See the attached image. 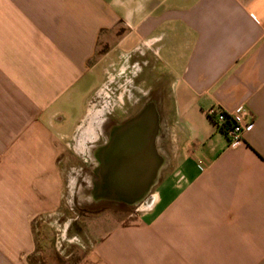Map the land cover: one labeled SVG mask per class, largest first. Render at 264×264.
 <instances>
[{
	"label": "crops",
	"instance_id": "crops-1",
	"mask_svg": "<svg viewBox=\"0 0 264 264\" xmlns=\"http://www.w3.org/2000/svg\"><path fill=\"white\" fill-rule=\"evenodd\" d=\"M147 107L161 166L127 218L86 226L93 264H264V0H0V264H36L73 159L98 167ZM237 107L232 147L208 111Z\"/></svg>",
	"mask_w": 264,
	"mask_h": 264
},
{
	"label": "water",
	"instance_id": "water-1",
	"mask_svg": "<svg viewBox=\"0 0 264 264\" xmlns=\"http://www.w3.org/2000/svg\"><path fill=\"white\" fill-rule=\"evenodd\" d=\"M157 134L158 117L151 107L119 127L111 141L116 145L107 149V159L96 169L95 188L100 197L128 205L144 198L161 166Z\"/></svg>",
	"mask_w": 264,
	"mask_h": 264
},
{
	"label": "rangeland",
	"instance_id": "rangeland-1",
	"mask_svg": "<svg viewBox=\"0 0 264 264\" xmlns=\"http://www.w3.org/2000/svg\"><path fill=\"white\" fill-rule=\"evenodd\" d=\"M73 174L71 181L72 203L76 207L73 212L58 214L50 221L53 228L41 223L39 226V255L36 264H93V244L95 237L88 233L86 226H93L107 221H118L127 218V207L113 206L105 199L94 203L90 196L92 191L91 174L97 167L91 164H81L79 159H73ZM81 172V174H80ZM79 173V176H76ZM144 199V198H142ZM105 200V201H104ZM119 204V203H115ZM105 218V219H104ZM72 220L63 236L61 230L68 220ZM82 228V229H81ZM58 241L55 245V241Z\"/></svg>",
	"mask_w": 264,
	"mask_h": 264
},
{
	"label": "built area",
	"instance_id": "built-area-1",
	"mask_svg": "<svg viewBox=\"0 0 264 264\" xmlns=\"http://www.w3.org/2000/svg\"><path fill=\"white\" fill-rule=\"evenodd\" d=\"M245 110L237 107L231 113L210 109L208 116L215 127L221 131L232 147H237L242 143V135L248 130L250 124L245 123ZM227 122L229 123L227 125Z\"/></svg>",
	"mask_w": 264,
	"mask_h": 264
},
{
	"label": "bare ground",
	"instance_id": "bare-ground-1",
	"mask_svg": "<svg viewBox=\"0 0 264 264\" xmlns=\"http://www.w3.org/2000/svg\"><path fill=\"white\" fill-rule=\"evenodd\" d=\"M113 137H114V136H113ZM111 141H112V139H111ZM111 141H110L109 145L107 146V149H109V147L112 148L113 146L116 145V143H112ZM107 149H106V152H107ZM106 152H105V157L103 158V160H104V159H107V157H108V155H109V153H108V152L106 153ZM115 153H118L117 150L115 151ZM110 159H111V158H110Z\"/></svg>",
	"mask_w": 264,
	"mask_h": 264
},
{
	"label": "flooded vegetation",
	"instance_id": "flooded-vegetation-1",
	"mask_svg": "<svg viewBox=\"0 0 264 264\" xmlns=\"http://www.w3.org/2000/svg\"><path fill=\"white\" fill-rule=\"evenodd\" d=\"M109 145V144H108ZM107 145V146H108ZM93 192H94V194H97V190H96V188L93 190ZM105 201V200H104ZM107 202H108V204H113L112 202H109V200H107ZM123 206V207H128V205L127 204H125V203H119V206Z\"/></svg>",
	"mask_w": 264,
	"mask_h": 264
},
{
	"label": "trees",
	"instance_id": "trees-1",
	"mask_svg": "<svg viewBox=\"0 0 264 264\" xmlns=\"http://www.w3.org/2000/svg\"><path fill=\"white\" fill-rule=\"evenodd\" d=\"M229 123L227 122V125H228Z\"/></svg>",
	"mask_w": 264,
	"mask_h": 264
}]
</instances>
